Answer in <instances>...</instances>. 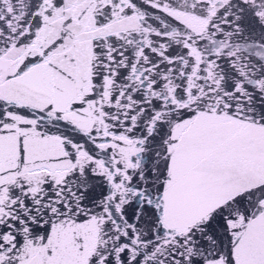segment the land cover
<instances>
[{"label":"snow or ice","instance_id":"1","mask_svg":"<svg viewBox=\"0 0 264 264\" xmlns=\"http://www.w3.org/2000/svg\"><path fill=\"white\" fill-rule=\"evenodd\" d=\"M0 264H264V0H0Z\"/></svg>","mask_w":264,"mask_h":264}]
</instances>
